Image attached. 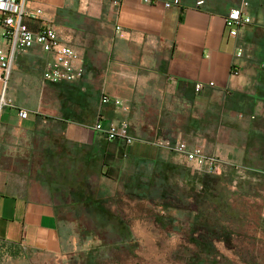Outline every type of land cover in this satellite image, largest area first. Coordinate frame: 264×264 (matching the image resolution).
I'll list each match as a JSON object with an SVG mask.
<instances>
[{"label":"crops","instance_id":"crops-1","mask_svg":"<svg viewBox=\"0 0 264 264\" xmlns=\"http://www.w3.org/2000/svg\"><path fill=\"white\" fill-rule=\"evenodd\" d=\"M166 1L172 0L29 1L64 41L85 51L83 77L55 84L44 79L50 55L37 46L21 52L5 92L10 104L0 107V242L6 249L20 246L30 264L66 260L81 235L75 209L51 192L66 186L26 181L14 169L12 162L22 156L28 162L39 143L63 144L56 151L69 159L68 169L77 163V147L99 149L105 178L127 166L139 172L145 163L174 162V154L153 141L177 124L225 160L252 158L262 124L254 110L264 107V0H247L254 23L237 37L229 35L225 18L243 0H180L170 8ZM26 23L32 31L42 28ZM3 86L0 76V97ZM103 97L110 101L103 104ZM19 110L28 111L27 119ZM98 114L101 131L94 128ZM124 121L132 145L104 133ZM243 136H250L247 150ZM117 162L123 168L116 169Z\"/></svg>","mask_w":264,"mask_h":264},{"label":"rangeland","instance_id":"rangeland-1","mask_svg":"<svg viewBox=\"0 0 264 264\" xmlns=\"http://www.w3.org/2000/svg\"><path fill=\"white\" fill-rule=\"evenodd\" d=\"M254 112L262 124L252 158L219 156L216 175L170 161L145 163L139 172L127 166L105 178L99 149L77 147V163L68 169L69 159L56 151L60 142L39 143L28 162L13 161L26 181L66 186L51 192L77 213L78 249L51 264H264V107ZM178 128L187 134L181 124L167 134ZM249 137L241 139L243 150ZM24 256L20 246L0 242V264H30Z\"/></svg>","mask_w":264,"mask_h":264},{"label":"built area","instance_id":"built-area-1","mask_svg":"<svg viewBox=\"0 0 264 264\" xmlns=\"http://www.w3.org/2000/svg\"><path fill=\"white\" fill-rule=\"evenodd\" d=\"M30 0H0V76L3 81V93L0 97V107L9 105L5 92L14 70L18 54L26 52L34 47H39L45 54L51 56L52 61L47 63L44 71V79L47 83H72L80 80L84 75L85 51L79 50L64 41L59 33L48 24L45 14L41 9H31L28 6ZM119 5L121 0H109ZM149 2L150 0H145ZM173 5H180V0L166 1L164 6L170 8ZM249 3L243 0L238 8L229 11L225 18V25L231 37H237L241 28L254 23L253 18L247 13ZM26 20H34L42 25L39 31L29 29ZM119 30V27L116 29ZM244 55L242 49H238L237 58ZM238 70L233 67V74ZM202 88L196 85V91ZM110 98L103 97L102 103L106 104ZM115 106L122 111L128 108L122 105L119 99H115ZM19 117L27 119L29 113L26 110H19ZM102 115L98 114L95 122V130H102ZM130 125L127 122L111 123L104 133L109 141H124L127 145L135 142L129 133ZM154 144L170 150L174 154V163L193 171L206 174L220 173V159L213 151L208 150L204 144L184 134L179 128L170 133L157 137Z\"/></svg>","mask_w":264,"mask_h":264},{"label":"trees","instance_id":"trees-1","mask_svg":"<svg viewBox=\"0 0 264 264\" xmlns=\"http://www.w3.org/2000/svg\"><path fill=\"white\" fill-rule=\"evenodd\" d=\"M214 175V174H213Z\"/></svg>","mask_w":264,"mask_h":264}]
</instances>
